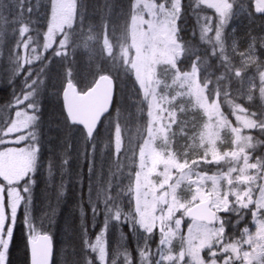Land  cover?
Masks as SVG:
<instances>
[{
  "label": "rangeland",
  "instance_id": "374dc122",
  "mask_svg": "<svg viewBox=\"0 0 264 264\" xmlns=\"http://www.w3.org/2000/svg\"><path fill=\"white\" fill-rule=\"evenodd\" d=\"M197 1L213 13L200 28L198 43L224 61L235 75V82L227 86V103L232 101L236 108L253 110L250 119L237 115L239 132L234 144L239 152L232 160V149L223 146L231 131L230 121L217 104V95L211 100L205 95L208 84H201L198 67L192 65L187 71L178 67L183 54L176 24L180 0H132L126 34L115 49L105 41L104 48L107 55L122 61L140 91L146 107V137L135 152L136 161H128L133 168L129 188L132 202L127 205L130 208L116 212L108 227L88 242L92 263L264 264V159L250 164L241 152L246 144L242 126L256 132L264 130V111H254L264 110V27L258 36H249L242 44L241 37L228 29L236 16L229 0ZM231 2H238L239 9L247 3ZM12 6L13 0H0V68H5L3 62L13 50L20 73L25 71L27 78V72L46 52L54 50L58 56L65 51L77 0H50L47 25L35 37H29L24 25L12 31ZM261 22L264 24V17ZM31 97L25 92L14 100L8 124L0 132V226H6L7 231L17 222L18 210L32 187L37 146ZM122 147L121 132L116 129L111 151L117 153ZM249 148L252 155L258 149L253 137ZM73 162L79 160L73 158ZM248 182L250 189L244 198ZM163 194L165 201L160 206L158 198ZM208 197L211 209L218 215L216 224L186 223L187 208ZM232 204L237 211L252 205L250 228L241 241L235 240L237 243L225 237L223 227L231 216L228 213ZM33 227L32 222H23L26 238L40 233ZM10 239L7 232L1 242L5 264ZM61 262L63 255L59 253L57 264Z\"/></svg>",
  "mask_w": 264,
  "mask_h": 264
},
{
  "label": "trees",
  "instance_id": "16d2710c",
  "mask_svg": "<svg viewBox=\"0 0 264 264\" xmlns=\"http://www.w3.org/2000/svg\"><path fill=\"white\" fill-rule=\"evenodd\" d=\"M180 1L176 24L183 54L178 67L187 71L196 65L201 84H208V98L211 100L216 94L222 108H228L229 97L225 95L230 92L227 89L235 82V75L224 61L198 43L200 28L213 13L197 0ZM131 2L77 0L75 19L63 53L56 56L54 50L46 52L27 72V78L25 71L20 73L13 50L3 62L5 68H0V132L8 124L14 100L28 92L32 96L29 104L35 113L33 131L37 146L32 187L18 211L7 264H28L24 221L32 222L34 231L52 238V264H56L59 253L63 255V264H75L88 255V242L118 212L115 208L119 207L122 212L132 202L129 188L133 168L129 162L136 161L135 152L146 137V107L126 66L107 55L104 48L105 41L115 49L126 34ZM246 2L240 9L233 6V12L238 14L233 21L241 30L242 38L256 37L264 27L263 16L254 14L251 0ZM49 10L50 0H13L12 31L24 25L29 37L40 36L48 22ZM103 75L114 81V100L110 113L87 139L80 128L67 121L61 91L70 81L83 92ZM116 129L120 130L123 143L117 156L111 151ZM73 158L79 162H73ZM127 166L131 169L125 174ZM24 183L19 186L21 189Z\"/></svg>",
  "mask_w": 264,
  "mask_h": 264
},
{
  "label": "water",
  "instance_id": "95a60500",
  "mask_svg": "<svg viewBox=\"0 0 264 264\" xmlns=\"http://www.w3.org/2000/svg\"><path fill=\"white\" fill-rule=\"evenodd\" d=\"M256 14H264V0H253ZM114 98V83L107 76H101L83 93H79L72 83H66L61 93V101L67 120L80 127L87 138L96 131L102 118L112 107ZM165 196L159 198L160 205H164ZM211 199L191 206L185 216L189 220L212 226L216 221V214L210 208ZM29 264H52L53 246L51 238L47 235H37L34 240L28 239Z\"/></svg>",
  "mask_w": 264,
  "mask_h": 264
},
{
  "label": "flooded vegetation",
  "instance_id": "af4514ba",
  "mask_svg": "<svg viewBox=\"0 0 264 264\" xmlns=\"http://www.w3.org/2000/svg\"><path fill=\"white\" fill-rule=\"evenodd\" d=\"M221 111L223 115L230 121V128H231L230 133L227 134L228 139L227 141L223 142V146L228 147V149L229 148L232 149L231 158L232 160H234L236 158L237 153L239 152L237 150V145L234 144L236 134L239 132V128L236 126L237 125V122H236L237 115H239L242 119L244 118L250 119V117H252L253 115L252 114L253 110L250 107H246L243 109L232 107V108H222ZM254 111L257 114H260V112L264 110L255 108ZM254 121L257 126L258 123H257L256 117ZM242 129H243V132H242L243 140L246 141V144L244 145L243 150L241 151L243 152L242 157L247 158L250 164H251V161H254L255 163H262V160L264 159V130L261 131L260 133H256V130L246 129L244 126H242ZM252 137H253V141L254 139H256L257 141L261 142V145H258V149L256 152H253V155H252L251 149L249 148ZM201 153H202V150L200 154ZM244 175L245 177H247V174L245 173V171H244ZM249 189H250V182H248L247 185L245 186L244 195H243L244 198L248 194ZM231 210L232 211L228 213V216L229 215L231 216H229L228 222L225 223L223 227L225 228V237L232 239L230 240L231 242L237 243L236 241H241L244 238L243 237L244 232L248 228H250V216L252 214V205L240 208L237 211V208H234V205L232 204ZM114 221L118 222L119 220L115 219ZM187 221L189 222V220L186 219V223ZM108 222L109 221H107V225H108ZM190 222H193V221H190ZM200 225H203V224H200ZM6 228H7L6 226H0V264H5L4 261L1 259V242L7 237V232H8V237L10 238L12 234V230L8 229L7 231ZM246 248H250V247L247 246ZM91 260L92 258H89L85 262V264H101L100 262H97V261L92 263Z\"/></svg>",
  "mask_w": 264,
  "mask_h": 264
},
{
  "label": "bare ground",
  "instance_id": "6f19581e",
  "mask_svg": "<svg viewBox=\"0 0 264 264\" xmlns=\"http://www.w3.org/2000/svg\"><path fill=\"white\" fill-rule=\"evenodd\" d=\"M108 227V226H107ZM118 237V236H117Z\"/></svg>",
  "mask_w": 264,
  "mask_h": 264
}]
</instances>
